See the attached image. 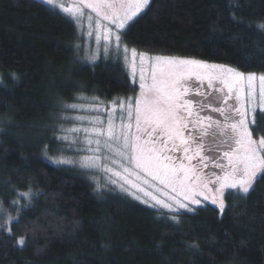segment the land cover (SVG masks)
Wrapping results in <instances>:
<instances>
[{"label": "trees", "instance_id": "obj_1", "mask_svg": "<svg viewBox=\"0 0 264 264\" xmlns=\"http://www.w3.org/2000/svg\"><path fill=\"white\" fill-rule=\"evenodd\" d=\"M262 22L264 0H151L124 41L155 56L264 73ZM76 38L73 21L48 4L0 0V204L22 203L11 235L0 230V264H264V179L247 197L226 193L223 213L205 205L177 223L50 161L62 104L138 90L119 63L79 60ZM255 119L257 138L264 116ZM29 191L30 200L20 196Z\"/></svg>", "mask_w": 264, "mask_h": 264}, {"label": "snow or ice", "instance_id": "obj_2", "mask_svg": "<svg viewBox=\"0 0 264 264\" xmlns=\"http://www.w3.org/2000/svg\"><path fill=\"white\" fill-rule=\"evenodd\" d=\"M44 3L57 6V0H44ZM150 3L151 0H77L76 7L61 6L62 10L77 24L84 15L83 9L88 8L95 13V40L97 45H100L103 39L102 52L105 57L115 53L118 57L122 55L123 61L128 63L129 53H131L133 68L137 57L139 58L140 93L135 98L128 97L126 100L120 98L119 101L111 102L121 109L119 131L116 130L111 113H109L106 128L96 126L103 123L99 116H75L74 119L78 121L87 119L92 126L83 129L73 126L65 129L61 125L60 131L79 133L83 130L86 134L84 143L88 147H77L76 151H98L101 145L98 137L101 136L106 138L103 143L109 150L112 149V142L122 141L123 148L132 153L128 157L129 162L134 163L136 168L146 172L153 180H159L165 187H171L178 196H182L191 204L199 205L201 201L196 197L203 196L204 200H210L223 213L226 193L228 195L242 194L247 197L250 191L254 190L258 179H264V134H259L257 138L253 136V132L256 131L253 126L256 124L257 111L264 116V73H246L227 65L209 64L193 58L149 56L144 52L138 53L135 48L130 49L124 43L125 30ZM88 19L92 21L93 18L89 15ZM105 21L107 23H103ZM112 25L115 26V30L111 27ZM258 28L264 31V22L260 23ZM88 35L92 36L93 32L89 31ZM76 47L79 49L80 45ZM99 52L100 48L92 52L90 63H95L100 58ZM146 62H150L151 65V73L147 78L144 74ZM11 78L18 79L15 74H11ZM193 78L201 85L207 81L208 88L219 95L202 92L201 88L195 84L186 86V82ZM133 80H135V73H133ZM225 89L227 93L224 92ZM190 91L203 99H186ZM233 94H235L236 104L230 108L222 106L227 105L228 99H231ZM74 100L86 101L88 98L80 95L74 97ZM90 100L91 102L87 104L75 102L66 104L65 108L98 112L103 102L96 96L91 97ZM194 104L198 107L194 108ZM206 109L219 113L224 120L208 115ZM125 112L127 123L124 122L123 113ZM201 112L205 114L201 115ZM133 120L135 134L130 131ZM186 132L189 134L186 135ZM143 134H147L148 139H143ZM93 136L97 138L93 139ZM55 139L62 145L67 143L69 148L79 143L77 137L70 138L66 134L56 135ZM157 143L160 147H157ZM92 144H96L97 148L92 149L90 147ZM165 150L182 151L184 159L189 163L187 165L181 163L178 168L163 164V160H171L170 156L162 155ZM59 151L60 155L49 157L52 163L76 165L75 161L64 157L62 148ZM216 153H222V156ZM119 154L124 156L125 152ZM197 157L199 159L193 165L191 162ZM96 159L98 158L84 157L79 162V167L84 169L100 167L95 163ZM209 159L214 161L213 167L219 168L221 174L203 173L202 168L207 167L205 161ZM103 171L108 172L111 169L105 166ZM178 172H182L183 177L178 176ZM209 185H216V187L210 188ZM101 187L97 182L95 191L99 192ZM137 190L142 189L137 188ZM20 196L30 200L31 192L20 193ZM136 198L139 199V197ZM153 199L155 204H149V207L159 205L170 211H179V209L194 211L181 200H176L177 207H173L155 197ZM141 202L147 203V201ZM12 203L17 205L19 200ZM0 212H6V209L0 206ZM171 219L179 223L178 217L173 216ZM14 221H18V217L7 215L4 223L0 224V229L11 235L10 225ZM26 239V236H20L15 243L23 249Z\"/></svg>", "mask_w": 264, "mask_h": 264}, {"label": "rangeland", "instance_id": "obj_3", "mask_svg": "<svg viewBox=\"0 0 264 264\" xmlns=\"http://www.w3.org/2000/svg\"><path fill=\"white\" fill-rule=\"evenodd\" d=\"M40 1L44 2V0H40ZM49 6H51V5H49ZM61 6L62 7H68V8L76 7L77 6V0H57V6H51L52 8L58 10L60 13L67 16L69 19H71L73 21V19L62 10ZM83 12H84V15L80 18L79 24H77L73 21L75 28H76V34H77V38H76L77 40H76L75 47L78 44L80 45L79 49L76 47L77 48V50H76L77 51V54H76L77 58L83 62H89L92 52L96 51L98 48H100V52H99L100 58L97 61L104 60V61H111V62L119 63L121 65V67L124 69V71L127 73V75L129 76L131 81L135 82L136 85L138 86L137 94L134 96V98L137 97L140 93V88H139L140 61H139V58L137 57V59L135 61V67L133 68V66L131 64V53H129V62L128 63H125L123 61L122 55L118 57L115 53H112L108 57H105L103 55V52H102V45L104 44L103 39H101L100 45H97L96 40H95V35H96V33L94 31V29H95V13L92 12L91 9H88V8L83 9ZM89 15L93 18L92 21H89V19H88ZM103 23H107V22L105 21ZM111 27L113 28V30H115L114 25H112ZM89 31L93 32L92 36L88 35ZM124 43L130 49L134 48V47L129 46L125 41H124ZM137 52L139 53V52H143V51L137 50ZM144 53H146V52H144ZM148 55L149 56H155V55H151V54H148ZM156 56H158V55H156ZM159 56H169V55H159ZM170 57H176V56H170ZM179 58H183V57H179ZM207 63L217 64V63H211V62H207ZM133 73H135V80H133ZM150 73H151L150 62H146L144 65V74H145L146 78L150 76ZM257 74H260V73H257ZM148 82L150 83V80H148ZM194 84L196 86L200 87L202 92H206L205 89H203V87L207 86V81H204L202 85L200 84L199 81H196L195 78L186 82V86H191ZM219 86L222 87V85H219ZM208 92L212 93V91H207L206 93H208ZM224 92L227 93V89H225ZM80 95L88 98V100L79 101V100H74V98H73L71 102H67L64 105L62 104L61 111L59 112V115L57 116L58 121L56 122V124H57L56 129H55L56 134L55 133H54L55 135L53 134L54 137L56 135L66 134L70 138L77 137L79 140L78 144H73L72 147L69 148V147H67V143L62 145L61 142H59L55 139V141L57 142V146L59 147V150L61 148L63 149L64 157L71 159V160L76 162L75 166H73L72 164H64V166H67L69 168H73L77 171L82 172L84 175L87 176V178L92 180L96 184V186H97V182H98L102 186L101 189L109 191L113 194H117V195H121V196H124L126 198H129L135 202H138L143 207H147V208H151V209L153 208L154 210L161 212L162 215H165L167 218H170V219L173 216H176L179 218V216H177L178 214L184 213V212L187 213L188 211L186 209H179V211H170L168 208H163V207H160L159 205H157V207H149V204H155V199H153V197H155L156 199H159L165 203L171 204L173 207H177V205L175 203L176 200H181L185 204H188V206L193 208L194 210L199 208V207H204L205 205H211V206H213L219 210V207L217 205L212 204L210 200H204L203 196L196 197L197 199H199L201 201V203L199 205L191 204L189 201L184 200L182 196H178L177 192L173 191L171 189V187H165L163 184L160 183L159 180H153L152 177L150 175H148L146 172L141 171L140 169L136 168L134 163L129 162L128 157L131 156L132 153L123 148L122 141L112 142V149L109 150L108 148L104 147L103 142L106 138L104 136H101V137H98L101 140V145L99 146L98 151H76L75 149L77 147H79V148L88 147L84 143V138H85L86 134L83 132V130H81L79 133H72V132L62 133L60 131V126L63 125L65 129H69L73 126L83 129L85 127H91L92 125L89 124L87 119H85L83 121L75 120L74 119L75 116H85V117L99 116L103 123H102V125H96V126L106 128L107 122H108V116H109V113H111L112 118H113V123L116 127V130L119 131L120 126H121V119H120L121 109L118 106H114L111 103L113 100L119 101L120 98H115L111 101H107V100L104 101V99L99 98L100 101L103 103H102V106L98 112L92 111V110H71V109L65 108L66 104H70V103H74V102L87 104V103L91 102L90 98L93 97V95H86L84 93L77 94L74 97H77ZM217 95H219V94H217ZM185 98L186 99H193V100L203 99L202 97L195 96L193 94V92H191V91L189 92V95ZM123 99L126 100L127 98H123ZM235 104H236L235 94H233L232 98L228 99L227 105H222V106H224L226 108H230L232 105H235ZM193 107L196 108V107H198V105L194 104ZM206 111H207L208 115H210L214 118H218L221 121L224 120V117L220 116L219 113L212 112L211 109H206ZM258 113H259V111H257V114ZM200 114L204 115L205 113L201 112ZM123 115H124V122L127 123L128 121H127L126 112L123 113ZM233 115H235V114L233 113ZM5 123L8 124V122H5ZM132 124H133V127L130 131L132 134H135L136 130H135V121L134 120L132 121ZM4 129H5L4 127L0 126V130H4ZM185 134L188 135L189 133L186 132ZM96 138L97 137L93 136V139H96ZM254 138H255V136H254ZM143 139H148L147 134H143ZM90 147L92 149H96L97 145L92 144ZM157 147H160L159 143H157ZM169 147H170V143H169ZM120 152H125V155L121 156L119 154ZM60 154L61 153L59 151L58 155H60ZM202 154L212 155L211 153H202ZM162 155L171 157L170 161L169 160H163L162 163L167 164L172 168H178L181 163H183L185 165H187L189 163L187 160L184 159V153L180 150L171 151V152L165 150L162 153ZM216 155L222 156V153H216ZM84 157H97L98 159H96L95 163L97 165H99L100 167H92L89 169H84V168L79 167V162ZM198 159H199V157H197V159L193 160L191 163L193 165H195ZM224 162L226 163V161H224ZM205 163L207 164V167H203L202 171L204 174H207L209 172L206 171V168L213 167L214 161L209 159V160H206ZM105 166L107 168L111 169V171H108V172L103 171V168ZM125 169H127V171ZM217 169L219 170L218 174H221V170L219 168H217ZM177 175L180 177H183L182 172H178ZM113 181H114V183H113ZM209 187L215 188L216 185H209ZM137 188L142 189V190L138 191ZM145 193H147V195H145ZM225 196H226V194H225ZM136 197H139V199H137ZM22 198H24V197H22ZM14 201H17V200H14ZM141 201H147V203H142ZM12 202H10L11 204L9 206H3L2 204H0V206H2L4 209H6V212H0V224L4 223V220H5L7 215H11L13 217L18 216V215L16 216V214H17V212H19V208L22 206V203L20 200H19V204H17V205H14ZM188 213H191V212H188Z\"/></svg>", "mask_w": 264, "mask_h": 264}, {"label": "flooded vegetation", "instance_id": "obj_4", "mask_svg": "<svg viewBox=\"0 0 264 264\" xmlns=\"http://www.w3.org/2000/svg\"><path fill=\"white\" fill-rule=\"evenodd\" d=\"M219 86V85H218ZM203 89H205V91H212L213 95H217L218 93H215L214 90L209 89L207 86L203 87ZM209 93V92H208ZM224 162V161H223ZM206 171L208 172H215V173H219V170L217 168L211 167V168H206Z\"/></svg>", "mask_w": 264, "mask_h": 264}]
</instances>
